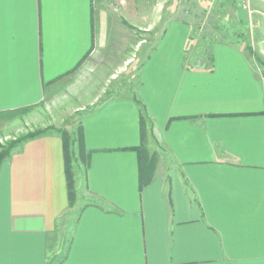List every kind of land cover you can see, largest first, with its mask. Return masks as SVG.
I'll return each instance as SVG.
<instances>
[{
    "label": "crops",
    "instance_id": "1",
    "mask_svg": "<svg viewBox=\"0 0 264 264\" xmlns=\"http://www.w3.org/2000/svg\"><path fill=\"white\" fill-rule=\"evenodd\" d=\"M142 5L0 0V114L48 126L50 88L111 48ZM143 28L162 32L134 94L83 119L73 205L57 134L2 163L0 264H264V24ZM135 97L157 159L143 189Z\"/></svg>",
    "mask_w": 264,
    "mask_h": 264
},
{
    "label": "rangeland",
    "instance_id": "2",
    "mask_svg": "<svg viewBox=\"0 0 264 264\" xmlns=\"http://www.w3.org/2000/svg\"><path fill=\"white\" fill-rule=\"evenodd\" d=\"M142 4L140 14L126 13L125 33L115 37L111 48L87 59L77 71L50 88L53 92L46 96L48 126L33 130L29 121L16 123L25 112L0 114V152L18 149L27 134L39 131L42 135L57 134L62 139L63 133H67L74 154L75 177L83 168L77 137L84 117L105 101L132 96L137 88L139 69L162 32L146 31L144 26L155 21L167 24L171 20L186 24H264V0H251L249 10L242 9L237 0H142ZM131 24H140L142 28Z\"/></svg>",
    "mask_w": 264,
    "mask_h": 264
},
{
    "label": "trees",
    "instance_id": "3",
    "mask_svg": "<svg viewBox=\"0 0 264 264\" xmlns=\"http://www.w3.org/2000/svg\"><path fill=\"white\" fill-rule=\"evenodd\" d=\"M84 61V59L79 63V66ZM134 101L136 102L137 106L139 107L140 116H141V133H142V143L140 146L136 148H132L135 150L139 155V163H140V187L143 189L147 186L153 179L154 172L157 166V159L155 155L150 154L147 146H146V120H145V108L142 103L135 97ZM34 133V132H33ZM46 136V134L42 135V132H35L34 134H27L21 140V144L25 141ZM63 141V150H64V158H65V168H66V178H67V187H68V195L71 205H73L76 197L75 191V177L72 171V156L74 155L71 152V144L67 133H63L62 135ZM77 143L79 147V158H82L83 162H86V155H85V142H84V132L82 127L78 132ZM15 151V148H8L4 149L0 152V167L2 163L10 158L12 153Z\"/></svg>",
    "mask_w": 264,
    "mask_h": 264
},
{
    "label": "built area",
    "instance_id": "4",
    "mask_svg": "<svg viewBox=\"0 0 264 264\" xmlns=\"http://www.w3.org/2000/svg\"><path fill=\"white\" fill-rule=\"evenodd\" d=\"M239 6L244 10H249L251 7V0H237ZM264 81V74H263Z\"/></svg>",
    "mask_w": 264,
    "mask_h": 264
}]
</instances>
